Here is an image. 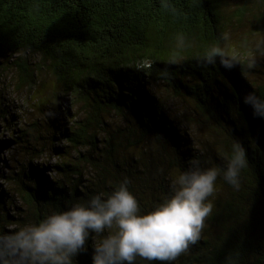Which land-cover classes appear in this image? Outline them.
I'll return each mask as SVG.
<instances>
[{
    "label": "trees",
    "instance_id": "16d2710c",
    "mask_svg": "<svg viewBox=\"0 0 264 264\" xmlns=\"http://www.w3.org/2000/svg\"><path fill=\"white\" fill-rule=\"evenodd\" d=\"M225 1L0 0V76L14 72L28 101L48 90L30 133L17 123L8 137L0 132V233L107 196L124 180L146 213L193 162L223 168L240 145L247 166L239 189L221 173L199 240L174 264H264V119L244 103L249 93L264 98V69L255 65L264 68V0H239L231 12L222 10ZM240 26L243 36L227 54L230 30ZM213 48L234 66L219 57L205 63ZM159 83L191 105L187 121L202 140L156 95ZM27 143L36 159L43 143L57 162L31 160L11 171L1 154ZM100 239L90 237L74 264H92Z\"/></svg>",
    "mask_w": 264,
    "mask_h": 264
},
{
    "label": "clouds",
    "instance_id": "9594fccd",
    "mask_svg": "<svg viewBox=\"0 0 264 264\" xmlns=\"http://www.w3.org/2000/svg\"><path fill=\"white\" fill-rule=\"evenodd\" d=\"M217 57L225 68L234 66L218 48L205 54V63L214 64ZM142 66L151 67L147 61ZM244 103L264 119V98L249 93ZM246 166L240 145H234L223 168H202L193 162L172 180L170 195L146 213L124 180L107 196L92 195L85 203L0 233V264H74L93 235L102 239L93 245L92 264H136L137 258L147 264H174L199 240L213 211L210 197L218 177L222 173L224 181L238 190Z\"/></svg>",
    "mask_w": 264,
    "mask_h": 264
},
{
    "label": "rangeland",
    "instance_id": "374dc122",
    "mask_svg": "<svg viewBox=\"0 0 264 264\" xmlns=\"http://www.w3.org/2000/svg\"><path fill=\"white\" fill-rule=\"evenodd\" d=\"M239 0H227L223 2L222 10L225 12L229 11L231 12L233 10V6H235V3ZM228 2V3H227ZM237 30L233 31V29L230 30L228 41V46L225 47L224 51L228 54L233 51L234 44L237 43V40H239V37L243 36V26L236 27ZM264 57V56H263ZM254 63V62H253ZM256 68L258 69L260 67V70L263 71L262 65H259L255 62ZM261 74V73H260ZM260 74L258 75L260 77ZM261 76H263L261 74ZM15 81H16V75L14 72L5 73L4 75L0 76V132L4 133L7 137L11 133V130L13 129V123H17L18 127H20L23 130L28 131V133L31 132L30 124L33 123L37 118H42V113L39 112L36 108L39 107L38 105L42 103L43 100L46 101L48 90L45 88H42V91L40 93H36L32 96L31 101H28L27 95L28 93L26 91L21 92L18 91L15 87ZM51 87V85H50ZM155 92L156 95L166 103V107L169 110L171 114L178 117L182 123L184 121H187V115L190 113L191 105L187 103L184 99L178 98L174 91L166 86V84L159 83L158 85H155ZM47 90V91H46ZM38 98L39 102H34L33 100ZM44 102V101H43ZM36 109V110H35ZM75 115L78 116V118L83 117L84 113L81 109V106L78 105L76 107ZM6 115V116H5ZM105 116L108 120H110V123L115 124H123L125 125V120L122 117L119 116H111L105 113ZM5 117H7L8 122L11 123V126L8 128L7 122H5ZM43 119V118H42ZM15 120V121H14ZM19 121H22L19 123ZM189 127H186L187 131L195 135L196 138H199V140L203 139L204 136L201 135V133L197 132L187 121L185 123ZM17 127V128H18ZM185 127V126H184ZM45 132L46 129L44 128ZM47 134V133H46ZM26 140L29 142H33V144H37V140H33L32 137H26ZM22 143V141H21ZM29 145V149H26L23 144H20V146L16 147L15 149H7L6 151L1 154V156L5 157L7 159V164L9 166H12L10 169L20 170L21 167L24 164H29V162L32 160L35 161V163H45L48 162L49 164H55L57 162V158L55 156H51L50 152L47 150L45 151V146L43 143L40 144L41 147V156L40 158L36 159V153L35 155L32 154L31 151V145ZM26 144V143H25ZM30 150V151H29ZM30 152V155H29ZM4 167L2 170L6 176L5 179H9V173L5 170ZM86 175L88 180H92L94 177V172L85 169ZM164 175V174H163ZM61 178V177H60ZM4 181H2L3 183ZM7 186V185H6ZM159 190L161 188L159 187ZM15 226H9V229H14Z\"/></svg>",
    "mask_w": 264,
    "mask_h": 264
}]
</instances>
